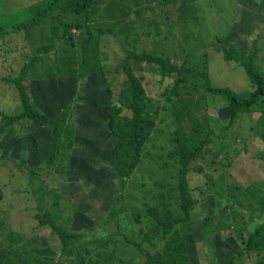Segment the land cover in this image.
Instances as JSON below:
<instances>
[{
  "label": "rangeland",
  "instance_id": "1",
  "mask_svg": "<svg viewBox=\"0 0 264 264\" xmlns=\"http://www.w3.org/2000/svg\"><path fill=\"white\" fill-rule=\"evenodd\" d=\"M40 1L0 0V28L29 19V7ZM72 7L68 1L29 31L0 38V264H20L35 248L43 250L33 255L52 264H81L79 258L84 264H146L137 243L151 253L168 243L148 209L181 215L180 166L169 156L176 128L195 144L206 139L188 173L191 219L176 227L191 264H221L229 255L234 264H264V250L246 249L264 223L260 104L229 113L198 71L163 76L155 63L131 60L154 127L125 180L115 170L110 111L112 104L123 105L127 75L120 63L128 50L205 69L214 86L253 91L242 60L255 43L264 75V0H93L80 14ZM89 31L95 35L90 41ZM51 39L53 47L38 52ZM35 54L40 61L25 80L32 103L50 116L66 110L73 127L64 131L52 166L50 128L11 118L22 105L9 79ZM123 114L131 112L124 107ZM251 186L257 187L246 192ZM45 210L80 233L70 253L48 224H40L36 215Z\"/></svg>",
  "mask_w": 264,
  "mask_h": 264
},
{
  "label": "trees",
  "instance_id": "2",
  "mask_svg": "<svg viewBox=\"0 0 264 264\" xmlns=\"http://www.w3.org/2000/svg\"><path fill=\"white\" fill-rule=\"evenodd\" d=\"M70 1L73 5L71 11L80 14L86 13L93 0H42L29 7L32 15L26 21L16 20L10 23L7 27L0 28V38L10 33H18L21 31H29L45 18L52 16L57 10ZM188 5V1L183 3ZM112 31V30H110ZM105 30L99 29L98 33L103 34ZM113 32V31H112ZM114 33V32H113ZM53 37L58 35L57 29L52 28ZM89 41L92 40L95 35L92 31L88 32ZM53 39L50 40L49 45H43L38 47V52L42 50L48 51L50 47H53ZM230 53L225 49V57L228 58ZM40 55H33L20 69L17 76L10 78L15 87L18 90L20 102L22 105V111L11 116L12 119H18L25 117L30 119L33 123L47 125L50 128L51 140L47 155V165L52 166L57 162L58 155L64 147V131L70 133L73 131V127L67 123V112L62 110L55 116L40 111L34 106L31 101L25 80L29 72L33 71L38 62L40 61ZM257 47L254 43L250 47L247 55L242 60V66L245 68L250 81L255 89L251 92H238L229 86H214L211 83L209 73L205 69H194L186 64H178L173 62L168 56L158 55L146 50L141 52L128 50L126 56L120 63L123 67L127 78L123 83L121 89V101L123 105L112 104L111 119H112V133H113V147H114V164L117 174L122 180H125L135 169L137 164L142 158V148L151 130L154 127V120H152L147 114V95L145 88L134 72L130 61L135 62H147L155 63L163 76H170L172 73H191L192 71L199 72L204 78V85L207 91L218 95L226 100L229 113H247L251 111V107L260 104L262 111L264 112V75L261 73L260 67L256 64ZM124 107H127L131 114H123ZM175 135L173 137L174 147L169 156L176 160L179 164L178 182L177 188L179 190L180 209L181 215L179 217H172L171 213L163 215L159 208L156 206L148 209L149 214L157 222L158 227L162 229L163 235L166 236L167 244L156 252L151 253L150 250L142 247L137 243L138 248L145 255L146 264H191L190 258L186 248V242L176 227L180 223H185L191 219V211L194 208V202L190 193V187L188 183V173L191 170V162L197 158L206 142L200 140L198 144L192 142L193 137L187 134L181 128L175 129ZM259 135L264 141V118L260 123ZM208 133L206 138H208ZM261 186H264L261 185ZM257 186H251L246 189L248 192L252 188ZM260 204L264 209V197L261 198ZM40 224H48L59 236L62 249L68 253L71 252V245L77 241L80 237V233L75 231L66 230L60 223L56 221L51 211L45 210L43 213H37ZM247 252L252 249L264 250V223L251 234L247 241ZM42 251L43 248H35L30 252L29 256L23 258V262L20 264H52L44 261L41 257H38L36 253L32 252ZM234 255H229L224 258L221 264H234ZM81 264H84V259H78Z\"/></svg>",
  "mask_w": 264,
  "mask_h": 264
}]
</instances>
